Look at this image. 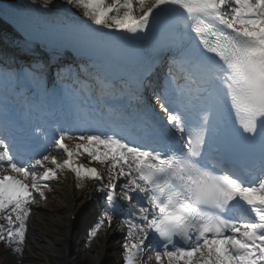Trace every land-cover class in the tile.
I'll list each match as a JSON object with an SVG mask.
<instances>
[{
	"label": "snow or ice",
	"instance_id": "6c2138e0",
	"mask_svg": "<svg viewBox=\"0 0 264 264\" xmlns=\"http://www.w3.org/2000/svg\"><path fill=\"white\" fill-rule=\"evenodd\" d=\"M51 3L0 7L18 17L24 49L51 58L0 60V240L23 251L35 194L67 168L105 195L92 236L127 207L124 264H264V0H64L43 15ZM69 49L82 63L60 62ZM154 67L164 72L147 83ZM16 107L42 122L23 126ZM240 153L258 161L243 168ZM85 154L107 182L77 162Z\"/></svg>",
	"mask_w": 264,
	"mask_h": 264
},
{
	"label": "rangeland",
	"instance_id": "374dc122",
	"mask_svg": "<svg viewBox=\"0 0 264 264\" xmlns=\"http://www.w3.org/2000/svg\"><path fill=\"white\" fill-rule=\"evenodd\" d=\"M163 73H159L157 76V80L162 76ZM149 97V96H148ZM65 143H67L70 147L74 146L76 143L73 139H66ZM50 156H55L56 159L60 162L67 159V156L61 150L50 151L48 154ZM78 163L85 165L86 167H95L105 176V182H107V172L106 166L99 162H92L85 154L80 156L77 160ZM50 167L52 165H49ZM7 174V173H5ZM41 173L38 172V176ZM74 176V184L75 189L78 193L85 194L90 193L89 197L85 200L84 196L77 199L75 202V206H81L84 208L85 204L92 206L88 208L87 215L84 219L75 220V226L72 228L71 237L73 241L77 243V249L84 250L87 253H91L92 249L97 246V249H100L102 243L104 244V258L108 260V262L104 264H124V249L123 243L125 240V233L127 232V225L124 223L126 217L120 215L113 214V223H116V228L109 226L107 222H105L99 230L96 232L95 236H92V230L95 227L97 221L101 218L103 211L105 209L106 201L105 195L101 191H99V185L95 180H91L88 178L78 179L74 172L65 168L63 171L59 172L57 177L48 182V187L45 189V197L41 198L39 194L36 195V203L32 206L33 210L29 215V219L27 221L28 229L26 232V236L28 237L31 232H35L42 236L45 241H48V252H50L51 256H47L42 252H39L38 248H33L30 250L25 249L26 242L21 246L23 251L17 253L18 263L21 264H65L59 258V252L52 246L53 242L58 240L63 233V222L66 221L62 217L63 210L66 204V192L69 187L68 183L71 178ZM55 190V191H53ZM60 190L61 194L57 192ZM53 191V192H52ZM119 192V189H117ZM91 210V211H90ZM90 211V212H89ZM96 219L94 223L92 219ZM0 223H5L0 220ZM36 242V246L40 245L38 241ZM17 247L15 243H12L13 250ZM150 255V253H148ZM69 258L75 262V264H94L90 259H79L75 260L72 254L69 255ZM139 264H157L155 259H146L141 258Z\"/></svg>",
	"mask_w": 264,
	"mask_h": 264
},
{
	"label": "bare ground",
	"instance_id": "6f19581e",
	"mask_svg": "<svg viewBox=\"0 0 264 264\" xmlns=\"http://www.w3.org/2000/svg\"><path fill=\"white\" fill-rule=\"evenodd\" d=\"M8 1V0H7ZM17 3H21L25 5L26 7L30 4H42L43 0H13ZM68 7L65 5L64 0H52V3L49 5V8L47 11L42 13L45 16L54 17L58 12H63L65 8ZM71 14L77 17H80V13L77 12L74 8L71 9ZM82 18V17H81ZM2 56V57H1ZM73 55L69 53H63L62 58H68L69 61L61 62L62 64H77L82 63L80 60H75ZM0 60L7 59L9 62H15V64H23L27 65L30 62H34L36 60H40L41 62H47L49 61L50 54L48 50L44 47H38L33 52H27L24 49L23 46V38L18 35L16 31L12 29L11 26H8L6 23L0 20ZM91 71H93L91 69ZM95 72V71H93ZM155 77H152L154 80ZM3 86H0L2 89ZM0 89V94H1ZM74 176H71L69 180V187L66 192V204L65 208L63 210L62 217L66 219V221L63 222V233L60 235L61 237L53 242L52 246L59 252L58 258L65 264H75L73 260L69 258V255L72 254L73 257H75V260H81V259H90V261H93L94 264H104L107 263L108 260L104 258V242L102 243L100 249H97V246L92 249L91 253H87L82 248L79 250L77 249V243L76 241L72 240L71 237V231L72 228H74L76 221L79 219H84L87 215V211L89 207H92L88 205L87 203H84L85 206L82 208L81 206L76 207L75 202L78 198L83 197L85 200L89 197L90 193L85 194L83 192L82 194L78 193L75 189L74 184ZM55 191V190H53ZM52 191V192H53ZM58 193H60V190H57ZM61 194V193H60ZM91 211V210H90ZM89 211V212H90ZM126 213V217H127ZM115 215V214H114ZM97 217L95 219H92L91 223H94L96 221ZM113 227L116 226V223L112 224ZM116 228V227H115ZM38 241L40 245L36 246V242ZM26 246L25 249L30 250L33 248H38L39 252H42L43 254H46L48 257L51 256L50 252H48L47 246L48 241H45L42 236L35 232H31L30 235L25 239ZM151 255V253H150Z\"/></svg>",
	"mask_w": 264,
	"mask_h": 264
},
{
	"label": "trees",
	"instance_id": "16d2710c",
	"mask_svg": "<svg viewBox=\"0 0 264 264\" xmlns=\"http://www.w3.org/2000/svg\"><path fill=\"white\" fill-rule=\"evenodd\" d=\"M17 253L12 248V243L0 240V264H21L18 263Z\"/></svg>",
	"mask_w": 264,
	"mask_h": 264
}]
</instances>
